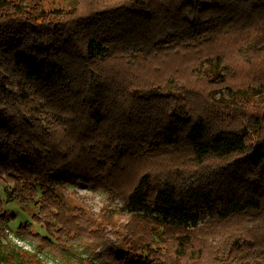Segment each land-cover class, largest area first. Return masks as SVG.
<instances>
[{
	"label": "trees",
	"instance_id": "obj_1",
	"mask_svg": "<svg viewBox=\"0 0 264 264\" xmlns=\"http://www.w3.org/2000/svg\"><path fill=\"white\" fill-rule=\"evenodd\" d=\"M49 1L0 0V180L8 201L34 203L33 219L46 233L21 224L16 236L33 250L16 245L3 253L10 246L4 244L10 220L2 218L0 264H43L41 249L69 264H180L175 260L195 244L186 229L197 227L202 212L226 221L262 209L264 0H92L89 7L75 0L68 8L48 9ZM194 23L209 29L190 44ZM166 37L173 41L163 45ZM215 40L231 42L249 78L228 83L240 70L226 52L205 51ZM169 49L192 55L191 72L214 85L203 108L179 89L136 81L142 64L161 60ZM216 109L227 115L214 122L208 112ZM183 142L189 149L185 166L171 164L156 175L141 167L131 178L137 164L119 167L129 155L139 159L136 153L145 147L153 153ZM237 155L249 158L216 185L208 179L184 188L175 183L177 175H201L215 160ZM238 169L256 187L245 186ZM79 183L121 196L131 212L147 217L133 216L108 231L58 195L59 184ZM153 226L165 248L175 246L171 258L155 244L160 235ZM248 245L238 235L222 261L254 256Z\"/></svg>",
	"mask_w": 264,
	"mask_h": 264
},
{
	"label": "rangeland",
	"instance_id": "obj_2",
	"mask_svg": "<svg viewBox=\"0 0 264 264\" xmlns=\"http://www.w3.org/2000/svg\"><path fill=\"white\" fill-rule=\"evenodd\" d=\"M100 4L106 3L112 5L111 0H98ZM75 0H50L46 7L51 8H68L74 4ZM82 7H89L92 5V0H79ZM195 6H203L206 3L200 1H191ZM209 25H200L194 23L190 30L189 43L194 44L201 41L208 33ZM199 38L200 35H203ZM199 38V39H197ZM162 44L165 45L167 42H172L173 39L164 38ZM231 42L229 40L213 41L205 46V51L213 52H226L227 56L225 59L232 63L235 68L240 71L235 72L232 78L228 77V83L236 84L242 80L249 78L245 72L242 65V57L235 52V50L230 48ZM193 56L190 54H184L176 51L175 49H169L167 55L161 60H154L150 62H145L142 64V69L139 71V81L138 83L149 85L150 87H162L163 90H168L169 88L173 90L179 89L176 93L183 92L187 94L188 102L191 104L194 102L198 107L203 108V101L210 89L214 85L208 84L206 80L197 77V75L191 72V66ZM116 61L107 63L109 68H113ZM166 85L168 87H166ZM176 85V86H173ZM170 86V87H169ZM204 99V100H203ZM188 103V104H189ZM192 105V104H191ZM205 106V105H204ZM224 114V115H223ZM211 121H216L218 116H226L227 112L223 110H211L208 112ZM84 119V118H83ZM256 134L250 132V142L255 141ZM130 151V149L128 150ZM132 153V152H130ZM136 155H129L130 158L123 160L119 167L124 170L125 162L132 160V163L137 164L136 167L131 171L129 178L133 176L138 168H144V170H149L155 173H160L163 167L169 166L171 164H190L188 162L189 149L188 145L184 142L176 147H171L168 149H158L153 153H149L147 147H145L140 153L137 152ZM249 157L245 155L232 156L228 159L215 160L213 164L208 167V170L204 173L196 174L193 177H182V175H177V180L175 181L178 187L184 188L190 185L201 184L204 179H208L216 185L220 177L230 178L229 175H234V171L230 170L232 168H242L244 163H246ZM243 182L256 187L252 184V178H245L244 171L238 169ZM129 172V170H128ZM129 180V179H128ZM164 180V179H162ZM257 181V179L255 180ZM157 183V182H156ZM129 185L126 184L125 188ZM258 190H261L257 187ZM251 190L248 194H251ZM57 193L62 198V200L71 209L74 207L83 208L88 216L92 219H97L104 223L108 231L113 230L119 223H127L131 217L140 216L147 217L143 213L131 212L126 206L121 196L110 195L106 189L92 188L91 186H85L83 184H77L73 186H68L64 184H59L57 186ZM8 189L4 181L0 180V221H4L2 218L9 219L10 221L5 226L7 236L4 239V244L8 243L10 246H3V253L7 250H12L15 246H23L25 249L32 251L33 245L19 240L16 236L18 227L21 224H26L30 226L28 229L32 231H37L40 234L46 235L44 228L39 226L33 219V216L37 214V208L34 206L33 202H28L26 204L20 203L18 201H8L7 199ZM14 216V218H12ZM12 218V219H11ZM154 227V226H153ZM34 229V230H33ZM154 233L157 228L154 227ZM164 231H170L177 233L179 230L174 227H167ZM191 234L194 245L191 246L186 255L180 260H175L180 264H225V257L228 256L226 252L229 242L234 240L241 235V238L248 240L249 245L246 247L250 250L254 256H244L237 260L236 264H264V244L256 241L260 240L264 243V202L262 209L259 212L251 213L248 215H241L240 217L228 219L226 221H219L217 217L212 215L211 212H202L200 214V219L198 225L195 228L186 229ZM159 237H156L157 246L164 253L163 257L169 259L167 255L172 252L171 255H175L173 252L174 247L165 248L162 244L163 237L161 232ZM184 237H186L185 232ZM56 237V236H55ZM114 239L112 235L109 236ZM27 240V239H26ZM28 241V240H27ZM199 242V243H196ZM153 245L152 248H155ZM237 250V249H236ZM256 250V251H254ZM41 261L43 264H69L66 259H62L52 252L41 249ZM193 253V254H192ZM235 252L230 253V256H234ZM173 259V258H172Z\"/></svg>",
	"mask_w": 264,
	"mask_h": 264
}]
</instances>
